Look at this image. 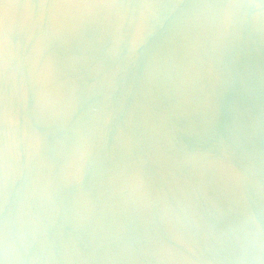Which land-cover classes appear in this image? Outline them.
Here are the masks:
<instances>
[{
	"label": "water",
	"instance_id": "obj_1",
	"mask_svg": "<svg viewBox=\"0 0 264 264\" xmlns=\"http://www.w3.org/2000/svg\"><path fill=\"white\" fill-rule=\"evenodd\" d=\"M233 3L260 0H0V237L22 264H229L207 258L264 222V10L205 7Z\"/></svg>",
	"mask_w": 264,
	"mask_h": 264
},
{
	"label": "clouds",
	"instance_id": "obj_2",
	"mask_svg": "<svg viewBox=\"0 0 264 264\" xmlns=\"http://www.w3.org/2000/svg\"><path fill=\"white\" fill-rule=\"evenodd\" d=\"M121 7H129V8H152V7H171L178 8L181 7L179 4H171V5H152V4H139V5H121ZM205 7H225L230 9H258L264 10V0H260V3H233L223 6H214V5H206ZM264 15V12H256L253 13L254 17ZM132 47L135 49L137 46V39L134 35L132 40ZM8 36L7 31L5 30L4 38H3V48L4 55L2 61V67L5 76V84H7V72H8ZM234 85H236L235 91L238 92V95L244 96L248 94L250 97V90L245 85L244 81L240 79L239 74H237L236 78L233 81ZM229 111L233 115L232 126L230 135L233 143L242 147L241 142V124H240V115H241V106L239 101H233L229 105ZM9 123L7 107L5 106L4 111V124H5V150L7 149V125ZM257 217L255 220V226L251 230H245L243 234L237 238V248L233 255L226 257H218L213 254L211 257L207 258L210 261L215 260H227L229 264H264V222L259 218V213H254ZM194 259L199 261L202 259L200 256H195ZM23 257H21L14 243L9 238L8 232V224L7 220L4 222L2 237H0V264H22Z\"/></svg>",
	"mask_w": 264,
	"mask_h": 264
}]
</instances>
